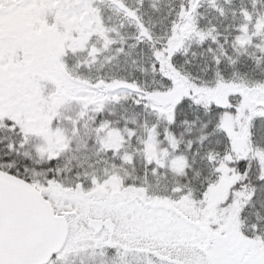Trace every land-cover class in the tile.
I'll return each instance as SVG.
<instances>
[{
	"label": "snow or ice",
	"instance_id": "1",
	"mask_svg": "<svg viewBox=\"0 0 264 264\" xmlns=\"http://www.w3.org/2000/svg\"><path fill=\"white\" fill-rule=\"evenodd\" d=\"M65 2L70 5V15L87 8L97 18L88 29L85 47L78 50L84 53L83 67L91 68L97 62L103 67L105 62L130 54L125 51L124 37L117 40L119 32L104 24L96 0H0V131L15 137L9 138L7 154L0 157V264H264V215L256 211L254 222L243 223L246 209L257 204L264 209V145L254 140L253 132L255 122L264 121V79H246L247 73L241 75L235 69L240 54L249 47L261 54H253L257 65L264 58V15L241 8L244 22L235 26L233 57L225 48L227 36L221 44L214 25L199 28L195 15L200 0L181 3L177 18L161 37L154 36L138 9L113 0L117 12L136 22L133 38L137 44L149 45L150 61L141 71L159 75V87L117 76L77 78L62 61L67 48L49 60L37 54L23 62H10L8 29L16 16L26 9L36 11L54 4L62 8ZM209 3L224 14L215 0ZM193 33L200 46L211 41L206 52L216 67L213 81L193 76L176 63L179 55L188 53ZM93 36L102 40L99 47L92 42ZM196 55L192 52L193 58ZM225 62L234 68L233 78H225L219 71ZM58 77L64 83L60 91L53 92L48 85ZM123 89L128 90L127 95L122 94ZM219 89L226 90L225 103L211 98ZM90 94L100 99L92 103L77 99ZM205 94L210 97L206 104L201 100ZM129 97L135 106L154 115L155 121L138 122L123 115L116 120L104 118L108 104H121ZM72 103L79 110L67 115L62 109ZM108 115L115 116V112L109 109ZM197 121H201L198 135L188 139L184 132L177 135L179 125L191 133ZM137 128L143 130L142 137L137 136ZM220 133L222 140L217 139L216 144L222 148H208L200 156L208 175L199 190L176 182L166 189L167 196L149 192V175L157 177L161 170L176 178L187 179L189 172L200 177L202 169L193 167L200 147ZM113 136L119 137V143L110 142ZM133 138L139 147L129 153L126 145ZM4 139L0 136V143ZM89 141L95 149L93 155L112 152L129 166L134 167L137 154L145 157L144 179L133 186L143 190V200L139 195L131 200L113 196L105 197L102 205L96 202L101 189H108L118 172L116 165L101 175L88 171L91 163L83 168L91 158ZM157 144L164 145V151L154 159L150 150ZM193 144L199 147L189 162L186 153ZM12 155L23 158V168ZM65 160L81 161L77 168L83 172L67 179L70 169L62 163ZM30 161L36 167H30ZM226 177L230 179L228 191L217 203L216 214L204 217L195 211L208 207L212 191ZM124 181L125 177H119L120 187L131 190ZM154 201H167L174 207ZM181 202H191L193 212L181 208Z\"/></svg>",
	"mask_w": 264,
	"mask_h": 264
},
{
	"label": "trees",
	"instance_id": "2",
	"mask_svg": "<svg viewBox=\"0 0 264 264\" xmlns=\"http://www.w3.org/2000/svg\"><path fill=\"white\" fill-rule=\"evenodd\" d=\"M186 2L187 0H122V3H126L128 8L138 9L140 11V13L143 15L144 23L146 25L152 26V31L155 37L164 36L169 31V29L171 28L170 21L177 18L176 14L180 10L181 3ZM96 3L97 6L102 10L104 24L109 28H115L119 32V36L116 37L117 40H119L120 36L124 37L125 51L130 54L127 56L120 55V60L117 61L116 64L105 62L103 67H101V64L97 62L95 66L91 68L83 67L82 64L84 63V53L82 51H78L85 47V43H82L80 46L74 45L72 46V48H68L67 55L64 56V62H66L68 67L72 70L77 78L82 77L85 79L95 80L98 76H102L105 78L109 76H117L129 80H135L143 86L159 87V75L154 76L150 70L143 72L141 71V68L147 69L151 52L148 44H137L136 40L133 38L137 32L136 22L127 19L123 12H117L115 7L113 6V0H96ZM215 4L219 8L223 9V15H220V13L209 3V0H200L201 6L197 9L198 15H195V20L198 22V26L200 29L207 30L210 26L214 25L216 31L221 34L218 36V40L221 44L224 43V37L227 36L229 43L225 45V48L228 51L229 55L235 57L236 53L233 51L231 43L232 37L237 34L235 26L240 25L244 22L240 14L241 8H247L250 12H259L261 15H264V0H255V8H253V0H215ZM53 6L47 7L46 10H44L48 15L45 17V19H47V22L50 25L55 24V22H57L58 24L60 23V21L54 14L56 12V7L55 5ZM121 23H123V27H120ZM112 35L115 36L116 33H112ZM192 35L193 39L191 40V47L188 53L186 55H179L176 63L183 66L185 70L191 72L193 76H199L206 81H213L216 67L211 63L210 59H207L208 54L206 52V49L211 41H208L203 46H200L196 43L198 37H195L194 33ZM256 42L259 43V39H257ZM133 44H136V47H129V45ZM116 47H119V44H117ZM212 47L215 49L216 45H212ZM202 51L205 52L204 57L200 56V53ZM192 52L197 53L195 58L192 57ZM253 54L258 57L261 55L258 49H256L255 47H249L246 53H241L235 69L238 70L239 74L241 75L247 73L246 79H264V58H261L259 65H257L256 61L252 58ZM133 61H135V63H133ZM185 61H188V63H185ZM219 71L225 78H233L232 74L234 68L231 65L227 64V62L219 66ZM127 92V89L122 90L123 95H127ZM109 109L115 112V116L108 115ZM62 110L67 115H72L75 114L79 110V108L76 103H72L66 105ZM193 111H195V109ZM91 114L92 113H90V115ZM103 115L104 118L112 120L119 119L121 115L129 118L135 117L138 122H143L145 120L154 122L156 119V117L151 113L143 111L142 109L135 106L132 103V99L130 97L122 101L121 104H108L104 109ZM180 116L181 119L184 118L183 113H181ZM204 119L206 118H201V120ZM123 123V120H121L119 127L122 128ZM200 124L201 121H197L196 126L195 128H193L191 133L187 132L183 125H179L177 135H179L180 132H184L185 139L194 137L199 134L197 129H199ZM253 132L255 133L254 140L264 145V121L257 120L255 122ZM143 134V130L137 128V136L142 137ZM222 135L223 134L220 133L216 136L210 137V142L206 141L205 145L203 147H200L199 155L196 156L197 163L193 166L194 168L202 169L203 174L200 177H194V173L189 172L187 179H184L182 177L176 178L171 172L161 170V173L158 174L157 177L149 175V192L155 194L158 197L167 196L168 192L166 191V189L170 190L172 184L176 182L185 184L188 188L199 190L204 176L208 175V167L206 165V162L201 161L200 156H202L208 148L221 149L222 145L216 144V140H222ZM0 136L5 137L4 141L0 143V157H3L7 154V145L9 138L15 139V137L12 136L11 133H8L6 131H0ZM110 142L119 143V137H111ZM137 147H139V144L136 138L132 139L130 146L126 145L127 151L129 153L133 152ZM198 147V145L193 144L192 150L186 153L189 162H191L192 154ZM89 148V155L91 158L89 161L84 163L83 168H87L88 163H91L92 168L88 169V171L95 170L97 175H101L103 174L105 169L111 170L112 166L116 165L118 172L117 179L109 185V188L101 189L100 193L97 196V203L100 201L104 203L105 197H107V199H111L113 196L122 197V194L126 193V190L120 187L119 177H125L124 182L125 184L129 185L131 189L128 191L132 192L134 194V197L139 195L141 200L144 199L143 190L133 187L134 185H139L144 179L145 157L142 154H137L135 156L133 167L129 166L126 163H123L120 158L114 157L112 152H108L106 155L101 154L100 156L93 155L92 153L95 151V149L92 146L91 141H89ZM180 150H184L183 144L180 145ZM163 151L164 145H155L151 149L153 158H159V156L163 154ZM11 159L15 160L17 165L23 168V158L12 155ZM105 161H107V164L105 163ZM62 163H66L67 167L70 169V171L67 173V179L69 180L77 171H81V173L83 172V169L77 168V165L81 163V161L79 160H72L70 162L65 160L62 161ZM29 166L36 167V165H34L31 161L29 162ZM177 166H181V162L177 161ZM212 178L214 179V177ZM224 181H227L229 183L230 179L226 177ZM196 194L198 196L199 192L197 191ZM154 202L163 203L165 208L174 207L173 204L167 201ZM180 206L183 207L186 212L191 213V210H193L191 202H181ZM195 211L201 213L202 209H196ZM256 211H260L261 215H264V209H260L259 205L257 204L255 208L250 207L245 210V212L243 213V223L247 224L249 221L254 222V213Z\"/></svg>",
	"mask_w": 264,
	"mask_h": 264
},
{
	"label": "rangeland",
	"instance_id": "3",
	"mask_svg": "<svg viewBox=\"0 0 264 264\" xmlns=\"http://www.w3.org/2000/svg\"><path fill=\"white\" fill-rule=\"evenodd\" d=\"M55 5V4H54ZM54 7V6H53ZM47 8V7H46ZM44 9H38L33 11L32 9H26L22 13L16 16L13 23L9 26L8 36H9V56L10 62L19 63L24 60L34 58L37 54L43 56L46 60L51 59L53 54L59 55L65 48H72V46H80L82 43H85L88 37V31L83 30L79 24V17L87 12L90 16V19L93 23L97 22L93 10L87 8L79 11L72 12L69 14L70 5L65 2L62 8H56V18L60 21L58 24H49L47 19H45L46 12ZM58 25V26H57ZM76 33V34H75ZM67 41V44L65 43ZM93 43H96L97 47L99 44H102V40L98 36L92 37ZM17 49H19L17 51ZM112 53H107L106 55H111ZM120 58H118V61ZM64 62V56L62 57ZM60 63V61H57ZM117 61L112 63L116 64ZM67 75V73H65ZM64 83L63 77H58L55 79L52 84H49L48 87L50 90L60 91L61 84ZM71 94V93H70ZM225 89L216 90L212 97L220 103H225ZM78 100L83 101L84 103H90L94 100H99L100 97L95 94H90L87 96L77 97ZM209 95L205 94L201 97L203 103L209 102ZM231 122L229 121V124ZM245 145L241 141V149L243 150ZM151 151V150H150ZM228 182L223 181L218 185L211 193L209 197V205L206 209H202L201 214L204 217L214 216L217 211V203L224 199V196L228 191ZM126 190L125 194H122L121 198H127L131 200L134 198V194ZM99 204H103L101 201ZM155 203V202H154ZM139 207V206H137ZM183 208V207H181ZM143 209H141V212ZM193 212V210H191Z\"/></svg>",
	"mask_w": 264,
	"mask_h": 264
},
{
	"label": "water",
	"instance_id": "4",
	"mask_svg": "<svg viewBox=\"0 0 264 264\" xmlns=\"http://www.w3.org/2000/svg\"><path fill=\"white\" fill-rule=\"evenodd\" d=\"M79 24L83 28V30L88 31L90 26L92 25V21L90 19V16L87 12H84L80 17H79Z\"/></svg>",
	"mask_w": 264,
	"mask_h": 264
}]
</instances>
